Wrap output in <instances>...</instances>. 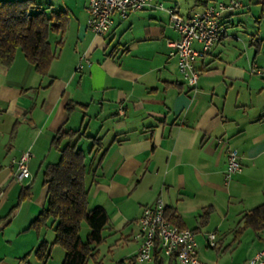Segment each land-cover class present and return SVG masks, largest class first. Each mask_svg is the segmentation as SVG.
<instances>
[{
	"label": "crops",
	"instance_id": "1",
	"mask_svg": "<svg viewBox=\"0 0 264 264\" xmlns=\"http://www.w3.org/2000/svg\"><path fill=\"white\" fill-rule=\"evenodd\" d=\"M161 1L163 9L115 14L110 30L97 35L86 27L87 0H35L68 19L63 34L49 35L56 56L46 75L21 51L0 63V264H41L34 254L40 240L53 242L52 224L37 232L30 223L46 204L43 173L66 143L85 155L88 206L108 215L97 257L87 264H153L135 261L133 235L141 209L158 197L167 218L195 229L204 264H248L264 246V228L234 233L243 213L264 203L261 0L223 10L224 32L194 60L195 86L169 55L168 41L179 33L166 9L189 18L230 0ZM66 130L75 135L55 145L54 135ZM228 147L242 168L226 182ZM27 150L29 175L17 181L16 161ZM60 247L51 245L46 264H61Z\"/></svg>",
	"mask_w": 264,
	"mask_h": 264
},
{
	"label": "trees",
	"instance_id": "2",
	"mask_svg": "<svg viewBox=\"0 0 264 264\" xmlns=\"http://www.w3.org/2000/svg\"><path fill=\"white\" fill-rule=\"evenodd\" d=\"M260 15L264 17V0L260 2ZM63 11H49L35 0H0V63L9 65L16 52L21 51L36 71L41 75L48 73L51 62L56 56L51 47V32L63 34L67 16ZM59 42L56 43V45ZM75 132L66 130L54 135L52 142L57 145L65 137ZM95 146L96 138H93ZM83 151L75 143H66L60 148L56 163L49 164L44 171L46 184V204L31 221L30 227L37 232L50 224L53 225L52 243L40 240L35 250L41 264H46L52 244L61 246L64 257L61 264H87L96 259L98 245L103 240V229L108 223L104 208L88 206V187L85 183L86 164ZM165 217L166 210H165ZM178 225L175 218H167ZM242 224L235 228L236 234L245 228L253 230L264 228V203H261L241 216ZM86 223L89 231L83 238L81 224ZM195 230V229H194ZM157 242L153 249V264H176L175 256L164 260Z\"/></svg>",
	"mask_w": 264,
	"mask_h": 264
},
{
	"label": "built area",
	"instance_id": "3",
	"mask_svg": "<svg viewBox=\"0 0 264 264\" xmlns=\"http://www.w3.org/2000/svg\"><path fill=\"white\" fill-rule=\"evenodd\" d=\"M242 6L238 0H230L227 4L220 2L217 5H208L200 12L189 18H184L175 9H166L169 14L170 25L179 33L175 40L168 41L169 55L177 58L179 70L190 86L197 83V72L194 70V60L208 52L215 41L224 32L221 20L223 10H234ZM149 7L164 8L161 0H87L88 17L86 27L94 34L100 35L110 30L114 15L126 18L130 13ZM194 41L200 43L201 48L193 47ZM79 63L76 69H81ZM252 72L260 73L255 67ZM119 111L123 113L122 108ZM218 143L223 142L217 137ZM30 151L27 150L16 161V170L13 178L21 181L29 175L27 160ZM237 150L227 148V161L224 171V181L228 182L234 174L241 171ZM165 203L161 197L152 204L145 205L137 220V230L133 238L138 241L135 261H150L153 258V249L157 242L162 254L166 257L175 256L179 264H204L199 258L196 231L191 228H179L165 217ZM207 234L208 245L215 247L216 234L210 231ZM248 264H264V246L248 260Z\"/></svg>",
	"mask_w": 264,
	"mask_h": 264
},
{
	"label": "rangeland",
	"instance_id": "4",
	"mask_svg": "<svg viewBox=\"0 0 264 264\" xmlns=\"http://www.w3.org/2000/svg\"><path fill=\"white\" fill-rule=\"evenodd\" d=\"M82 225V229H81V232H80V235H81V237H85V231H86V229L89 231V228H88V226H87V224L84 222L83 224H81ZM47 230H52L53 231V229L52 228H50V227H48V228H46ZM59 246V245H58ZM61 248V247H60Z\"/></svg>",
	"mask_w": 264,
	"mask_h": 264
}]
</instances>
